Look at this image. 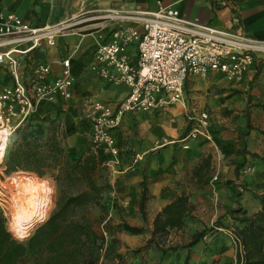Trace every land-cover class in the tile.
I'll return each instance as SVG.
<instances>
[{
  "label": "crops",
  "instance_id": "crops-1",
  "mask_svg": "<svg viewBox=\"0 0 264 264\" xmlns=\"http://www.w3.org/2000/svg\"><path fill=\"white\" fill-rule=\"evenodd\" d=\"M164 6L174 7L189 20L264 40V0H0V15L13 13L34 26L81 20L58 37L54 46L30 53L31 61L50 65L46 81L59 74L62 59L70 58L71 98L40 100L27 119L33 133L46 135L47 128L54 129L64 151L61 160L74 162L92 154L86 105L94 101L114 104L127 95L126 86L103 81L85 67L98 43L108 41L117 25L130 23L106 14ZM126 53L135 60V45ZM10 84L9 74L0 67V91ZM183 96V101L159 111L128 113L113 131L122 165L132 162L135 155L140 157L134 170L105 175L109 187L103 201L108 208L107 240L113 247L114 264H235L237 248L215 226L222 230L232 224L241 227L242 212L252 216L262 207L264 61L258 59L239 83L219 72L205 78L189 75ZM203 111L208 114L210 139L179 141L191 127L187 115L195 117ZM247 165L254 167L244 178L250 189L238 192L235 183ZM100 170L99 165L94 169L95 179ZM21 174L41 180L22 170L8 178ZM47 175L55 177L57 169L47 170ZM180 197L184 200L180 224L163 226L165 216L156 222L162 209ZM124 224L140 231L131 232ZM199 232L203 235L190 245Z\"/></svg>",
  "mask_w": 264,
  "mask_h": 264
},
{
  "label": "built area",
  "instance_id": "built-area-1",
  "mask_svg": "<svg viewBox=\"0 0 264 264\" xmlns=\"http://www.w3.org/2000/svg\"><path fill=\"white\" fill-rule=\"evenodd\" d=\"M106 17L130 23L117 25L108 41L98 43L85 67L101 80L124 85L128 91L124 99L114 104L91 102L85 107V116L90 124L89 151L104 156L101 164L111 175L134 170L140 159L135 155L129 164H121L113 131L124 115L159 111L183 101L189 75L206 77L219 72L228 81L239 83L264 55V40L254 39L243 31H224L189 20L172 6L152 11H114ZM80 21L34 26L13 13L0 15V67L11 80L0 91V145H6L0 163L11 136L31 117L38 101L71 98L74 78L70 58L62 59L59 74L46 81L50 65L31 61L30 53L39 47L54 46L58 37ZM131 45L136 48L135 60L126 53ZM187 119L191 122L190 130L179 141L200 136L210 139L206 112L195 117L188 114ZM253 170L252 165L240 170L235 183L237 191H244V178ZM218 230L228 236L237 252H243L233 228Z\"/></svg>",
  "mask_w": 264,
  "mask_h": 264
},
{
  "label": "trees",
  "instance_id": "trees-1",
  "mask_svg": "<svg viewBox=\"0 0 264 264\" xmlns=\"http://www.w3.org/2000/svg\"><path fill=\"white\" fill-rule=\"evenodd\" d=\"M32 127L31 120H27L15 139L11 136L1 167L4 174L22 170L39 177L56 168V200L47 218L25 240L12 236L0 209V264H21L20 260L26 255H32L33 260L24 264H101L100 258L109 247L107 234L110 229L103 222L108 212L103 193L109 185L98 182L93 171L104 156L88 154L74 162L61 160L64 151L56 140L54 129L47 128L43 135L33 133ZM261 200V209L252 216L242 212L238 218L241 227L228 226L234 229L243 248L242 253L236 252L235 264H264V195ZM94 209L97 213L92 216ZM183 211L184 200L180 197L176 203L162 209L156 222L165 216L163 226L179 225ZM102 222L106 232L101 228ZM123 227L131 232L140 231L125 224ZM202 235L201 232L195 234L190 245Z\"/></svg>",
  "mask_w": 264,
  "mask_h": 264
},
{
  "label": "bare ground",
  "instance_id": "bare-ground-1",
  "mask_svg": "<svg viewBox=\"0 0 264 264\" xmlns=\"http://www.w3.org/2000/svg\"><path fill=\"white\" fill-rule=\"evenodd\" d=\"M7 186L12 207L10 230L16 237L24 239L30 228L45 216L51 187L45 181L23 174L10 179Z\"/></svg>",
  "mask_w": 264,
  "mask_h": 264
},
{
  "label": "rangeland",
  "instance_id": "rangeland-1",
  "mask_svg": "<svg viewBox=\"0 0 264 264\" xmlns=\"http://www.w3.org/2000/svg\"><path fill=\"white\" fill-rule=\"evenodd\" d=\"M259 59L262 60V61H264V55L260 56ZM101 163L99 164L100 169H101L100 170L101 173H100V176L96 177V180L98 182H101L102 183V182H106L105 175H107L109 173L107 172V169L104 166H102ZM52 174L53 173H51V175ZM9 176H10L9 174H6V173L4 174V171H3L2 167H1V163H0V209L3 212L4 217L6 218V227L8 228V230L10 231V233L12 234V236L15 237L16 239H19V240H25L32 233V231L35 229V227L38 226L40 223H42L47 218L48 214L53 209L54 204H55V200H56V195H57V193H56L57 192L56 182H55L53 176H49V175L43 176V177L37 176L41 180H46L47 183H48V185L51 187L50 201H49L48 207L46 209L45 216L42 217L40 220H38L30 228V230L28 231L27 236L23 239V238L16 237L12 233V231L10 230V218H11V213H12V207H11V199H10L11 198V193L9 192L10 189L7 186V183L9 181V178H8ZM245 187H246L245 189H247V190L250 189V187L248 185H245ZM259 191L261 192L262 190H259ZM262 195H264V193H262ZM96 213H97V210L96 209H94V210L91 211V215L92 216H95ZM103 222L107 223V217L105 218V220ZM103 222H102V225H101L102 227L101 228H102L103 231L106 232V225L107 224L103 227ZM110 228H111V226H109V229ZM107 236H108V234H107ZM109 241L110 240H108V244H109ZM108 246L109 247H107V250H106L105 254H102L103 257L100 258L101 264H114L113 263L114 261H113V258H112V252H113L112 249H113V247H111V245H108ZM32 260H33L32 255H26L24 258H22L20 260V263L21 264L30 263Z\"/></svg>",
  "mask_w": 264,
  "mask_h": 264
},
{
  "label": "clouds",
  "instance_id": "clouds-1",
  "mask_svg": "<svg viewBox=\"0 0 264 264\" xmlns=\"http://www.w3.org/2000/svg\"><path fill=\"white\" fill-rule=\"evenodd\" d=\"M6 145H0V155H3V151Z\"/></svg>",
  "mask_w": 264,
  "mask_h": 264
}]
</instances>
